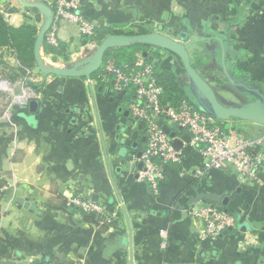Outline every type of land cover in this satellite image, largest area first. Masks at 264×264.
<instances>
[{
    "label": "crops",
    "instance_id": "0c3cea01",
    "mask_svg": "<svg viewBox=\"0 0 264 264\" xmlns=\"http://www.w3.org/2000/svg\"><path fill=\"white\" fill-rule=\"evenodd\" d=\"M39 1L52 5L54 0ZM77 1V10L105 32L126 24L167 30L197 19L196 28L228 39V61L264 91L262 2L250 0L243 6L239 0ZM175 4L183 9L181 15L174 14ZM0 11L15 27L31 23V13L37 15L30 20L38 29L43 21L39 12L16 0H0ZM11 14L17 15L16 23L9 22ZM82 36L74 22L63 20L55 51L46 54L42 48V54L61 67L80 60L98 44L82 42ZM1 49L12 52L6 46ZM99 74L90 83L84 78L44 79L42 74L31 77L32 87L21 76L15 81L34 90L36 95L27 99L40 105L31 120L22 103L0 113V184L5 186L0 264H35L50 258L69 264H131V239L133 264H264V168L259 183L244 182L232 168L205 169L202 148L187 144L189 132L166 122L175 132L173 139L182 141V156L167 167L153 190L137 179L142 169L138 154L147 147V135L142 120L130 110L134 94L127 91L117 98L111 83L99 82ZM55 120L62 121L59 130ZM239 123H248L246 129L234 127ZM225 126L264 141V126L234 119ZM195 187L201 192L230 191L228 209L250 229L238 228L217 239L202 237V220L189 215L190 206L186 205V216L180 208L196 196ZM71 196L108 204L116 220L103 228L83 220L82 211L67 204Z\"/></svg>",
    "mask_w": 264,
    "mask_h": 264
},
{
    "label": "built area",
    "instance_id": "2783aa9c",
    "mask_svg": "<svg viewBox=\"0 0 264 264\" xmlns=\"http://www.w3.org/2000/svg\"><path fill=\"white\" fill-rule=\"evenodd\" d=\"M51 3L55 7V20L45 40L50 46L59 44V28L63 20L74 22L81 35L95 36L97 24L77 10V0H54ZM7 18L11 23L17 21L15 14ZM98 79L111 83L116 93L132 91L134 94L130 110L134 118L143 121L147 135V147L142 154L143 166L138 172V181L146 182L153 190H157L167 167L181 160L182 151L174 146L173 137L159 124V120L163 119L164 123L189 132L190 140L187 144L202 148L205 169L232 168L244 182L259 183L260 173L264 168V141L246 138L235 129L226 128L223 121L198 110L189 99L164 103V89L156 78L153 65L142 54H137L132 64L124 66L117 64L113 54H108ZM27 89L32 90L29 87ZM33 94L36 95L35 92ZM4 193L5 186L0 184V202ZM67 204L82 212L96 214L102 226L110 225L116 220V213L108 204L91 198L71 196ZM188 213L192 218L202 220L200 233L204 238L217 239L229 228L232 231L238 230L236 217L232 213L211 204L192 205ZM1 219L0 212V224ZM44 261L37 264H48Z\"/></svg>",
    "mask_w": 264,
    "mask_h": 264
},
{
    "label": "water",
    "instance_id": "95a60500",
    "mask_svg": "<svg viewBox=\"0 0 264 264\" xmlns=\"http://www.w3.org/2000/svg\"><path fill=\"white\" fill-rule=\"evenodd\" d=\"M22 7L37 10L43 17L41 27L38 31L35 41V60L36 65L46 79L49 76H57L62 78H84L89 83L92 82L95 74H97L105 61V58L109 54V51L114 48H124L133 46L136 44H142L147 47H153L165 50L167 53H171L176 58L182 61V65L185 71V75L188 78V85L190 87V93L193 94V99L189 100L198 110L209 114L220 121H227L234 119L237 121H246L257 125L264 126V91L254 82L247 81L246 77L239 79L233 71V66L227 62V54L231 51L229 43L224 44L221 37H217V41L221 45V58L219 62L218 70L225 75V80L230 83L232 87L237 88L240 94V101L223 100L219 94L210 86L207 79L200 74L195 65L192 63L190 49L199 40H205L206 37L196 38L189 40V34L183 31L179 37L176 38L178 32L175 31L171 35L170 29L163 32L162 29L153 30L147 33L136 34H118L110 33L106 35L98 43L96 48L89 55L70 62L63 67H56L48 64L44 61L42 56V48L46 40V34L52 27L55 20V8L51 4L45 1L39 0H16ZM149 52L146 50L143 52V56L147 57ZM152 60V57H150ZM28 83H33V80L27 75L21 74ZM101 90V87L99 88ZM108 90H105V95ZM125 91L119 92L116 97L122 98ZM187 99H190L188 93H183ZM114 99V98H111ZM27 99L21 104V109H28L30 116L26 115L27 120L35 118V114L39 109V101ZM77 111V109H75ZM77 121V118L73 119V123ZM61 120H55L54 128L59 130ZM143 126V121H142ZM159 124L163 127L165 132L170 134L171 137H175V132L164 123L163 119L159 120ZM174 146L179 149L182 146V141L179 139L174 140ZM142 156V152H139L138 157ZM143 162L141 161L139 166L142 168ZM196 196L191 198L185 205L180 207L183 210V215H187L186 205L192 206L206 201L211 203L212 206H216L219 209L228 210V204L230 201V191H226L222 194L216 192H201L195 187ZM242 231H248L250 226L248 224L240 225ZM232 231V228L225 231L227 234ZM131 249V264H133V241L130 242Z\"/></svg>",
    "mask_w": 264,
    "mask_h": 264
},
{
    "label": "rangeland",
    "instance_id": "374dc122",
    "mask_svg": "<svg viewBox=\"0 0 264 264\" xmlns=\"http://www.w3.org/2000/svg\"><path fill=\"white\" fill-rule=\"evenodd\" d=\"M250 0H239L237 2H239L240 4H244L243 6L247 5V2ZM253 1V0H252ZM257 1V3L259 4V2L261 4H264V0H254ZM236 3V1H235ZM179 6L177 4H175V8L173 9L174 14L177 15H181L183 11L182 8H178ZM55 8V7H54ZM33 12H38L35 11V9H32ZM31 12V11H30ZM37 17V15H35L34 13H31V15L27 14V22H31L33 23L35 20H30V19H35ZM194 21H196L194 24L189 23L187 24H183V22H179L177 23V25H174V27H176L178 30H183L188 32L190 39H198V38H202V37H206V36H210L213 33V31L210 29H205L203 30L202 26H200L201 28H196V24L197 23V19H193ZM38 21H41L40 19ZM96 24H98L95 19L93 20ZM209 24H211L210 20L207 21ZM129 25V24H126ZM133 25V24H131ZM199 27V26H198ZM156 29V28H154ZM167 30H163L164 33H166ZM181 31V32H183ZM83 37V36H82ZM84 38V37H83ZM83 40L85 39H81V41L83 42ZM150 47H147V51L149 52L150 49H148ZM159 50V49H158ZM194 50H198V54H196V52ZM215 50H219V45L217 44V42L213 41L212 39H205V40H199L196 44H194L192 46V48L190 49V54H191V59H192V63L195 64L197 63V59H201L203 61V64H209L211 62V53L212 51ZM164 53L160 54L161 57V61L162 64L164 66L167 67H173L175 66L178 71L180 76L182 77L183 81L188 82V78L185 75V71L182 65V61L177 58L174 59L173 56H168V53L163 50ZM159 52V51H157ZM167 53V54H166ZM143 55V52L140 53ZM42 56H44V61L47 62L48 64H51L53 66L56 67H61L58 66V64H56V62H53L49 57H47L46 55L42 54ZM227 62L229 65L233 66L232 64V60L230 59ZM8 66H10L12 68V70L10 68H8ZM19 70L22 71L21 73L24 75H27L28 77H37L41 74V72L39 71L37 65H34L31 68H23L19 62V60L16 58V56L14 55L13 52H10L9 50L4 51L3 49H0V113H3L6 110H10L15 109V107L17 106V104H21L23 103L22 100H20V98H29V97H34V90H28L27 87L29 86H23L19 83H16L15 81L18 80V76L15 75V71ZM233 71L235 73V75L237 77H247L246 73L244 72V70L240 69V68H234L233 66ZM100 72V71H99ZM98 72V73H99ZM199 72L201 75H203L208 83L210 84V86L215 90V92L217 94H219L221 97H223L226 100L229 101H240V94L238 93L237 89H235L234 87H232V85L228 84L225 80V75L220 72L218 70V68L214 69V70H209V71H204L201 68H199ZM97 73V74H98ZM95 74V75H97ZM21 76V75H19ZM8 81L10 83V88H6L4 87L5 85H3V82ZM223 83V86H220L219 84ZM32 87V86H31ZM170 124V123H169ZM248 123H239V126H234L237 129L238 128H243L246 129ZM227 127V126H226ZM235 129V128H234ZM240 225H242V223H239L237 225L238 228H240Z\"/></svg>",
    "mask_w": 264,
    "mask_h": 264
},
{
    "label": "trees",
    "instance_id": "16d2710c",
    "mask_svg": "<svg viewBox=\"0 0 264 264\" xmlns=\"http://www.w3.org/2000/svg\"><path fill=\"white\" fill-rule=\"evenodd\" d=\"M37 11V10H35ZM38 27L33 23H24L20 27H15L10 25L5 16L0 11V49L2 47H8L12 50L16 58L19 60L22 69L31 68L36 65L35 60V41L38 34ZM153 31L152 28L138 25H118L108 31H103L100 26H97L95 36H84L85 40L93 41L99 43L103 36L107 33H118V34H136V33H147ZM44 52L46 54L55 51L53 46H50L47 42L43 45ZM147 48L145 45L136 44L133 46H128L124 48H114L109 51V54H113L114 58L118 65L124 66L126 64H132L137 54L146 51ZM156 51H149V55L145 59L150 62L155 71L156 78L159 84L163 87L164 93L162 95V100L164 103H177L182 99H187V97L181 92L177 72L173 67L162 66V61L159 53ZM152 57V60H150ZM197 65H202L203 61L197 59ZM196 64H194L196 66ZM12 70L10 66H8ZM22 71L16 70L15 75H21ZM100 83H103L99 81ZM31 86L35 85L34 83H29ZM225 126V121H223ZM226 127V126H225ZM229 213H232L236 217L237 225L240 223L239 216L232 210H227ZM83 220L91 223L97 224L99 227L103 228L99 224L98 218L94 213L82 212ZM51 260H46L48 264H69L58 258H50ZM43 261V260H41ZM45 262V261H44ZM36 262L35 264H37Z\"/></svg>",
    "mask_w": 264,
    "mask_h": 264
},
{
    "label": "flooded vegetation",
    "instance_id": "af4514ba",
    "mask_svg": "<svg viewBox=\"0 0 264 264\" xmlns=\"http://www.w3.org/2000/svg\"><path fill=\"white\" fill-rule=\"evenodd\" d=\"M169 29H167V31H168ZM170 31H171V35H173V33L175 32V31H177L178 32V34H177V36H176V38L177 37H179L181 34L180 33H182L183 34V32H181V31H183V30H178L177 28H171L170 29ZM214 32V31H213ZM180 34V35H179ZM226 36H228L227 34H226ZM206 38L207 39H211V38H214V39H212L213 41H215L216 42V40H215V38L217 39V37H216V35H210V36H206ZM195 39V38H194ZM189 40H193V39H188L187 41H185V42H188ZM222 40H223V42H224V44L225 45H227V43H229L230 44V42L228 41V39H226L225 37L224 38H222ZM217 44L219 45V50H215V51H212V53H211V62L209 63V64H202V65H197L196 63V68H197V70L199 71V68H201L202 70H204V71H211V70H214V69H216V68H218L219 66V62H220V58H221V52H222V49H221V45H220V43L217 41ZM192 48V47H191ZM195 52H196V54H198L199 52H198V50H194ZM168 56H173V58L174 59H177L176 58V56H174L173 54H171V53H168ZM173 69L177 72V75H178V83H179V87H180V90H181V92L182 93H188L189 95H190V99L189 100H191V99H193L194 97H193V94H191L189 91H190V87H189V85H188V82H185V81H183V79H182V77L180 76V74H179V71H178V69L175 67V66H173ZM235 74V73H234ZM239 79H243V76H239L238 77ZM228 84H230V83H228ZM220 86H223L224 84L223 83H220L219 84ZM231 85V84H230ZM234 87V86H233ZM235 88V87H234ZM235 89H237V88H235ZM238 91V90H237ZM239 94H241V93H239ZM241 95H244V96H247V95H245L244 93L243 94H241Z\"/></svg>",
    "mask_w": 264,
    "mask_h": 264
},
{
    "label": "bare ground",
    "instance_id": "6f19581e",
    "mask_svg": "<svg viewBox=\"0 0 264 264\" xmlns=\"http://www.w3.org/2000/svg\"><path fill=\"white\" fill-rule=\"evenodd\" d=\"M5 86H8V83H7V82L5 83ZM8 87H9V86H8Z\"/></svg>",
    "mask_w": 264,
    "mask_h": 264
}]
</instances>
